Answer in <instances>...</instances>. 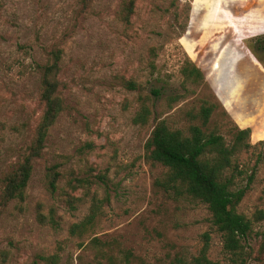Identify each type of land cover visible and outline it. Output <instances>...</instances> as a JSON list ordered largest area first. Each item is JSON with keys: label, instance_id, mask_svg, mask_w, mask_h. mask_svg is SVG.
<instances>
[{"label": "rangeland", "instance_id": "374dc122", "mask_svg": "<svg viewBox=\"0 0 264 264\" xmlns=\"http://www.w3.org/2000/svg\"><path fill=\"white\" fill-rule=\"evenodd\" d=\"M129 1L0 0V195L42 117L40 66L53 48L62 50L57 78L65 103L25 200L0 202V264H45L42 256L54 253L58 264H175L199 253L206 232L208 256L228 264L206 204L157 186L167 168L147 157L145 144L157 122L185 127V111L207 99L219 105L207 128L227 139L233 123L251 129L254 147L239 159L252 169L264 154V0H133L124 22ZM187 61L203 80L185 79ZM248 74L256 88L243 84ZM144 103L149 120L135 123ZM56 163L61 175L51 193L46 173ZM256 168L236 209L253 222L250 264H264L255 258L264 162ZM93 209L94 220L82 225Z\"/></svg>", "mask_w": 264, "mask_h": 264}, {"label": "trees", "instance_id": "16d2710c", "mask_svg": "<svg viewBox=\"0 0 264 264\" xmlns=\"http://www.w3.org/2000/svg\"><path fill=\"white\" fill-rule=\"evenodd\" d=\"M133 13V0L124 5L121 20L129 22ZM264 50V42L258 45ZM62 50L53 48L49 51L50 58L40 66L41 94L40 100L44 110L40 122L35 129V136L28 147L19 165L5 174L4 186L0 195V202L6 206L13 200L24 201L26 191L34 169V161L43 156L49 131L58 116L65 108L63 98L58 90L60 81L57 76L60 71ZM185 79L203 80L201 70L193 62L187 61L181 68ZM246 88L253 89L257 85L252 82L250 74L244 80ZM130 89L138 86L134 81H128ZM154 96L160 94L159 90H152ZM178 97H171L175 101ZM217 103L204 99L198 107L185 111L187 121L185 127L170 126L166 119L157 122L146 141L147 157L153 162H158L167 168L166 173L156 180V185L171 193L174 197L189 196L206 204L212 226L222 237L223 250L227 254L228 264H250L251 253L247 250V239L253 231L252 220L239 213L236 209L244 197L247 189L256 178V166L264 162V154H258L252 169L242 164L239 155L254 147L250 142L251 129L241 128L233 123L227 139L216 128H207L216 109ZM235 108L248 111L247 105L236 104ZM151 115V109L145 103L134 117L135 123H146ZM56 163L47 169V187L51 193L58 190V181L61 175ZM251 170V171H249ZM246 181L240 186L238 180ZM78 183L83 181L77 179ZM95 218V210L82 225L91 223ZM39 219L44 220L39 214ZM257 220L264 219V212L257 211ZM51 221L55 222L51 217ZM80 224H75L71 232H77ZM261 241L258 260H264V230L260 233ZM203 246L198 254L190 259L177 258L175 264H221L208 256L211 236L208 232L203 234ZM45 264H58L60 255L54 253L42 256Z\"/></svg>", "mask_w": 264, "mask_h": 264}, {"label": "flooded vegetation", "instance_id": "af4514ba", "mask_svg": "<svg viewBox=\"0 0 264 264\" xmlns=\"http://www.w3.org/2000/svg\"><path fill=\"white\" fill-rule=\"evenodd\" d=\"M204 8H205V7L201 6V7L199 8V10H200V11H203Z\"/></svg>", "mask_w": 264, "mask_h": 264}]
</instances>
